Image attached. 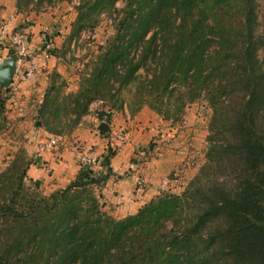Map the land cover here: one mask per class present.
Returning <instances> with one entry per match:
<instances>
[{"label": "trees", "instance_id": "obj_1", "mask_svg": "<svg viewBox=\"0 0 264 264\" xmlns=\"http://www.w3.org/2000/svg\"><path fill=\"white\" fill-rule=\"evenodd\" d=\"M15 1L22 17L67 0ZM117 1L79 0L70 37L117 11ZM124 2L113 35L89 61L76 91L65 93V83L56 87L55 80L46 90L36 126L70 136L96 101L122 112L121 93L131 86V117L147 106L176 123L188 105L203 100L210 111L204 161L182 191H161L118 220L103 209L100 195L114 149L102 160L104 171L79 167L72 181L48 194L27 181L38 160L20 149L0 173V264H264L258 0ZM9 92L0 87L1 123Z\"/></svg>", "mask_w": 264, "mask_h": 264}, {"label": "rangeland", "instance_id": "obj_2", "mask_svg": "<svg viewBox=\"0 0 264 264\" xmlns=\"http://www.w3.org/2000/svg\"><path fill=\"white\" fill-rule=\"evenodd\" d=\"M78 2L79 0L56 1L50 7H46L45 4L42 6L45 9L39 14H41L42 20L45 19V27H42L39 40H41V44L44 40L51 39L52 41L48 57L38 52L41 55L39 65H45V68L42 66L44 69L42 73L46 74L45 78H47V81H45L43 86L39 74L42 69H38L37 67L36 76L29 82L27 81L28 85H26L24 91L22 90L24 94H21V91L20 94L17 93V77H15L14 84L12 83L13 86L8 88L10 92L6 96L4 113L6 120L5 122H0V173L7 167L20 149L27 151L28 155L35 159L36 152H34V149L36 150L37 144L45 138V132L36 126L35 118L39 109L38 107L42 103L46 90L53 84V81L55 80L54 86L58 87L61 86L65 79V76L63 78L56 70L52 68L48 69L50 66L48 61L51 62L55 59L56 64L59 63L62 69L67 67L68 69L64 70V72L66 74L67 72L72 73V80L69 82L76 84L78 87L82 78L81 75L90 71L89 61L95 58L99 53V48L104 46L105 42L113 35L115 21L120 17L117 11L121 10L125 5L124 0H118L115 4L117 11H112L110 15L106 13L101 14L96 27L82 31L79 36L71 38V24L76 17L75 7L78 5ZM15 3V0H0V30L5 21H10V17L8 15L2 17V13H5L8 8L12 9V7H15ZM258 3L259 19L261 20V17L264 18V0H258ZM30 16L31 14H24L22 17L30 19ZM7 17L9 18L7 19ZM22 21L20 20V24H22ZM261 21L263 22V20ZM43 34L44 36L42 37ZM25 37L29 45L30 39L28 33H25ZM2 43L4 44V42ZM9 56L8 51L4 49L0 50V58L4 59ZM33 60L37 64L38 60L36 57ZM55 75L57 76L56 78ZM39 82H41V86ZM74 84H70L73 87H67L68 92L76 91L75 88L77 87ZM132 89L133 86L123 90L121 93L126 103V106H123L124 110L122 112L113 110L111 113L108 104L96 101L90 106V115L84 117L76 129L81 127L86 129L87 127L91 129L92 133L96 132L95 136H99L98 131L94 129V120L100 116V119L103 117L104 122L107 123V119L109 118L110 127L120 129L126 135L123 147L130 138L129 132H131V140L133 142L134 140L143 141V144L137 145L138 148L134 151L135 155L131 157L132 164L137 167L139 165L140 167L143 162L153 161L154 164L162 163L163 169L161 171L154 170L151 166L146 169L155 175L161 172L159 177L162 178L159 184H157L160 189H163L161 191L178 193L185 187L186 181L194 174V170H197L204 161V153L207 148L206 136L208 133L209 108L203 100L190 104L186 107L184 116L176 123L162 120L147 106H143L139 113L131 117L127 105ZM67 91L65 88L64 92L68 93ZM16 100L20 102L18 101L17 103ZM14 102L18 109L24 107L25 110L18 112L14 106ZM113 121L114 123H112ZM52 127H54L53 124ZM150 130L151 134H148ZM136 133H139L141 136L134 138V134ZM103 135L108 136L109 134ZM144 135L146 136L144 137ZM59 138L61 141H64V138L69 139V136ZM95 138L98 139V144L95 143V145L90 147H86L85 143L78 142L77 138H74L72 141L75 144H79L77 150H86L93 153H97L100 150V154H96L94 158L96 162L102 163L104 156L108 153L107 151L112 152L115 144L113 143V145L109 146L108 138L104 140ZM102 152L103 154H101ZM116 155L117 153H115ZM144 166L146 167L147 164ZM139 180H143V178H139ZM146 185L147 183L140 182L138 187ZM42 191L45 194L51 192L44 189Z\"/></svg>", "mask_w": 264, "mask_h": 264}, {"label": "crops", "instance_id": "obj_3", "mask_svg": "<svg viewBox=\"0 0 264 264\" xmlns=\"http://www.w3.org/2000/svg\"><path fill=\"white\" fill-rule=\"evenodd\" d=\"M2 14H3L2 17L7 16V15L10 17L9 20L11 21V26L13 27V29H15V31L22 30L24 33H28V37L30 39L29 48L30 49L32 48L31 53L32 55H34L33 59L36 57V59L38 60L36 64L38 69L39 68L42 69L40 70L41 73L39 74L41 76L40 80L42 81V85L44 86V83L45 81H47V78H45L46 74L42 73V71L44 70L42 68L43 65L42 66L41 64L39 65L40 63L39 59L41 55L38 53L39 52L38 49L41 45V40H39V35H40L41 30L43 29L42 27H45V21H44L45 19L42 20L40 16L41 14L37 16H35L34 14H31L30 19L24 18V20L27 22L23 23L24 21L23 20L22 21L23 25H22L20 24V20H22L21 19L22 17L16 14L14 7H12V9L8 8L7 11ZM9 17H7V19ZM48 63H50V66L48 67V69L52 68L56 70L61 76H63V78L65 76V79L63 81L66 85V91L68 90L67 87H73V85L70 86V84H74V83L69 82L72 80V77H71L72 73L67 72L66 74L64 72V70L68 69L67 67L64 66L65 69H62L59 63L56 64L55 59H53V61L51 62L48 61ZM43 67L45 68V65ZM28 82H23L18 85V88H17L18 94H20V91H21V94H24L22 90L24 91V89L26 88V85H28ZM39 85L41 86V82H39ZM15 105L16 103L14 102V106ZM97 118L98 119L94 120L95 130H97L100 124L104 122L103 117L100 119V116H98ZM108 122L110 125L109 118L107 119V123ZM112 123H114V121ZM95 133L96 132L92 133L91 129L87 127L86 129H84V127L76 129L69 136V139L64 138L65 140L63 141V144L61 143V145L54 150L45 152L37 159L38 160L37 162L33 163L30 166L28 173H27L28 181L37 182L39 183L42 189L48 190V191H53L55 189L66 186L70 181L74 179V177L76 176L79 170V165L76 160V151H77V147L79 144L77 143L75 144L72 140L74 138H77L78 142L85 143L86 147H90V146L95 145V143L98 144V139H96L95 137L99 139L101 138L102 140L107 138V136L105 137L104 135H100L99 133H98L99 136H95ZM139 133L134 134V138H137V137L139 138V136H141ZM148 134H151V130L148 132ZM44 136L46 138L49 135L44 133ZM145 136L146 135H144V137ZM129 137L130 138L128 142L123 147V151L117 154L115 157L111 158L110 166H109L110 168L109 169V180L104 185L102 190H100L101 191L100 192L101 201L103 203V209L107 211L108 213H110L114 218L118 220L123 219L128 215L136 213V211L141 206H143L150 199H152L154 196L159 194L161 190H163V189H160L159 185H157L159 184V181L162 178V177H159L161 172L158 175H155L154 173L151 174L150 171L146 169V168H149V166H151L152 168H154V170L161 171L163 169L162 163L154 164L152 161V162H143L144 164L142 163L140 167L139 165L138 167L134 166L132 164L131 157H134L135 155L134 151L138 148L137 145H139L140 143L143 144V141L134 140L133 142L131 140V132H129ZM34 152H36L35 149H34ZM99 152L100 150H98L97 153H94V154L99 155L100 154ZM101 154H103V152ZM145 164H147L146 167L144 166ZM94 170L96 172H101V171H104V168H102L99 165L98 167L94 168ZM139 178H143V180H139ZM140 182L147 183V185L144 187H138V185H140Z\"/></svg>", "mask_w": 264, "mask_h": 264}, {"label": "built area", "instance_id": "obj_4", "mask_svg": "<svg viewBox=\"0 0 264 264\" xmlns=\"http://www.w3.org/2000/svg\"><path fill=\"white\" fill-rule=\"evenodd\" d=\"M27 22V21H26ZM44 31V30H43ZM44 34L42 35V37ZM4 42V44L2 43ZM43 42V41H42ZM0 44L4 46V50L9 52V55L14 54L17 57L16 62V73L14 76L18 79V85L23 82H27L32 80L35 77L37 65L35 64L31 50L29 48L28 42L25 37L24 32H15L12 31L11 21H5L2 24L0 30ZM52 45L51 39L44 40L41 44V49L39 47L38 51L41 55H45L48 57V51L50 50ZM13 80V82H14ZM14 84V83H13ZM11 85V87L13 86ZM19 111H24L25 108L20 107L17 109ZM113 128H111L112 130ZM126 135L123 134L120 129H113L111 131V135L109 133L108 141L109 146L114 145L115 153L119 154L123 151V145L126 141ZM62 141L59 137L49 135L45 139L41 140L36 147V157L37 160L42 154L45 152L54 150L61 145ZM96 156L94 153L86 150H77L76 151V160L79 167H98L101 166V162H96L94 158Z\"/></svg>", "mask_w": 264, "mask_h": 264}, {"label": "water", "instance_id": "obj_5", "mask_svg": "<svg viewBox=\"0 0 264 264\" xmlns=\"http://www.w3.org/2000/svg\"><path fill=\"white\" fill-rule=\"evenodd\" d=\"M16 62L17 57L14 54L4 59L0 58V87L8 89L12 85L16 73ZM97 131L100 135L109 134L111 132L109 122L100 124Z\"/></svg>", "mask_w": 264, "mask_h": 264}]
</instances>
